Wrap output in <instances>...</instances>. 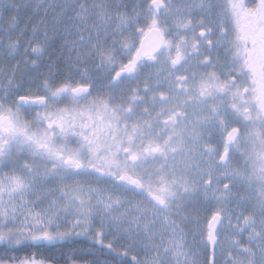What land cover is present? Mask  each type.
<instances>
[{
    "label": "snow or ice",
    "instance_id": "6c2138e0",
    "mask_svg": "<svg viewBox=\"0 0 264 264\" xmlns=\"http://www.w3.org/2000/svg\"><path fill=\"white\" fill-rule=\"evenodd\" d=\"M0 264H264V0H0Z\"/></svg>",
    "mask_w": 264,
    "mask_h": 264
},
{
    "label": "trees",
    "instance_id": "16d2710c",
    "mask_svg": "<svg viewBox=\"0 0 264 264\" xmlns=\"http://www.w3.org/2000/svg\"><path fill=\"white\" fill-rule=\"evenodd\" d=\"M77 248H82L83 246L82 245H77L76 246ZM30 251H35L34 249L33 250H30ZM44 255H51L52 254V250H47V251H45V250H40ZM64 254L63 255V257H62V255L61 254ZM26 254H28L27 252H21V253H19V255H21V256H23V255H26ZM68 254H69V248L68 247H65V248H63V249H61V250H58L57 252H56V256H57V259H62V258H64V257H67L68 256Z\"/></svg>",
    "mask_w": 264,
    "mask_h": 264
}]
</instances>
